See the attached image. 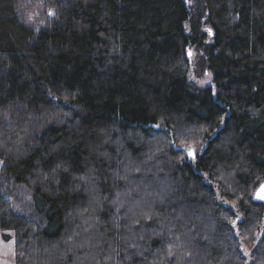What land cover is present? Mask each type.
<instances>
[{
	"label": "trees",
	"instance_id": "16d2710c",
	"mask_svg": "<svg viewBox=\"0 0 264 264\" xmlns=\"http://www.w3.org/2000/svg\"><path fill=\"white\" fill-rule=\"evenodd\" d=\"M191 1L0 0L15 264H264V0Z\"/></svg>",
	"mask_w": 264,
	"mask_h": 264
},
{
	"label": "rangeland",
	"instance_id": "374dc122",
	"mask_svg": "<svg viewBox=\"0 0 264 264\" xmlns=\"http://www.w3.org/2000/svg\"><path fill=\"white\" fill-rule=\"evenodd\" d=\"M189 3L192 5L193 2L189 0ZM192 74L190 75V78L193 79L199 86L201 87H206L211 85L212 83V77L204 71H200L198 67V56L195 53H192ZM197 73V74H196ZM202 74L203 77L201 79L196 78V75ZM195 154V153H194ZM6 190H8V187L5 189L4 188V195L9 198V200L12 202L13 207L16 212L23 214L27 217H35V211L33 210L32 207V202H31V194L30 192L21 186L17 187H12L10 188V194L8 195L6 193ZM243 252L246 256V259L248 260V264L252 261V253L251 250H249L246 246H243ZM15 243L14 240L10 241H5L1 234H0V264H15L14 259H15Z\"/></svg>",
	"mask_w": 264,
	"mask_h": 264
},
{
	"label": "water",
	"instance_id": "95a60500",
	"mask_svg": "<svg viewBox=\"0 0 264 264\" xmlns=\"http://www.w3.org/2000/svg\"><path fill=\"white\" fill-rule=\"evenodd\" d=\"M190 159H193L192 156H190ZM260 196H264V183L256 190L255 195H254L255 201L264 203V199H261Z\"/></svg>",
	"mask_w": 264,
	"mask_h": 264
},
{
	"label": "snow or ice",
	"instance_id": "6c2138e0",
	"mask_svg": "<svg viewBox=\"0 0 264 264\" xmlns=\"http://www.w3.org/2000/svg\"><path fill=\"white\" fill-rule=\"evenodd\" d=\"M49 14L51 15L52 13H49ZM157 127H159V125H158ZM187 151H188L189 156H192V158H195V157H194V150H193L192 148L189 147V148L187 149ZM260 198H261V199H264V196H260Z\"/></svg>",
	"mask_w": 264,
	"mask_h": 264
}]
</instances>
